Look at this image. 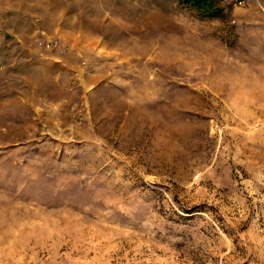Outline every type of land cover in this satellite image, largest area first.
I'll list each match as a JSON object with an SVG mask.
<instances>
[{
	"label": "rangeland",
	"instance_id": "rangeland-1",
	"mask_svg": "<svg viewBox=\"0 0 264 264\" xmlns=\"http://www.w3.org/2000/svg\"><path fill=\"white\" fill-rule=\"evenodd\" d=\"M0 0V264H264V0Z\"/></svg>",
	"mask_w": 264,
	"mask_h": 264
},
{
	"label": "trees",
	"instance_id": "trees-1",
	"mask_svg": "<svg viewBox=\"0 0 264 264\" xmlns=\"http://www.w3.org/2000/svg\"><path fill=\"white\" fill-rule=\"evenodd\" d=\"M191 7L195 8L201 15L217 17L222 13V0H183Z\"/></svg>",
	"mask_w": 264,
	"mask_h": 264
}]
</instances>
